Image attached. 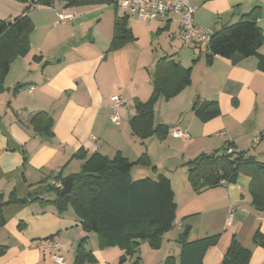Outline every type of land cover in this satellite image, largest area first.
Masks as SVG:
<instances>
[{"label": "crops", "instance_id": "1", "mask_svg": "<svg viewBox=\"0 0 264 264\" xmlns=\"http://www.w3.org/2000/svg\"><path fill=\"white\" fill-rule=\"evenodd\" d=\"M36 1L0 0V19L13 21L30 7L34 25L30 49L12 61L0 92V195L7 199L14 191L18 198H27L25 203L3 207L0 264H60L52 257L55 253L65 264H76L83 238L84 248L95 256L93 262L84 264H166L169 256L174 257V264H180L179 233L168 239L169 245L176 243L171 250L164 247L163 235L158 246L144 242L134 256L121 261L124 250L100 246L98 235L84 230L71 206L60 211L52 203L33 200V196L37 193L53 199L55 194L47 185L80 172L95 152L109 158L120 152L131 161L137 160L147 140L139 142L130 120L136 114V101L151 97L154 78L162 88L154 107L155 122L168 126L176 122V129L188 131L185 151L191 158L233 143L247 156L264 160V72L258 59L217 55L209 62L204 44L179 41L175 18L142 20L111 0L74 4L60 0L50 6L36 5ZM190 3L196 8V24L212 33L259 5L258 22L264 31V0ZM53 5L59 11L74 13V21L58 22ZM124 27L130 29L132 37L112 49L114 38ZM260 51L264 54V44ZM187 78L188 84L184 83ZM115 95L126 103L116 107ZM161 97L166 99L165 107L159 102ZM206 100H217L220 114L203 121L193 106ZM114 114H118V121L111 118ZM49 118L52 121L47 129ZM250 182L245 176L235 183L204 189L213 191L207 192L206 199L218 200L212 207L218 216L210 218L204 231L192 219H176L179 230L189 225L188 240L221 235L218 222L223 221L226 232L206 252L203 264H223L234 235L251 249L249 264H264V247L254 241L258 229L264 234V211L252 205ZM188 201L183 204V218L204 212ZM200 205H204L201 200ZM49 237L59 243L58 251L45 247Z\"/></svg>", "mask_w": 264, "mask_h": 264}, {"label": "trees", "instance_id": "2", "mask_svg": "<svg viewBox=\"0 0 264 264\" xmlns=\"http://www.w3.org/2000/svg\"><path fill=\"white\" fill-rule=\"evenodd\" d=\"M56 1L60 0H37L34 4L50 6ZM68 1L74 4L81 0ZM29 10L30 7L13 21L0 19V92L4 89L12 61L30 49V32L34 25ZM260 14L261 6L255 5L237 21L211 32L206 46L208 61L211 62L217 55L226 58L255 56L259 69L264 72V54L260 51L264 44V31L258 22ZM131 37L130 29L124 27L122 34L114 38L111 48L119 47ZM153 82L151 97L147 101H136V114L130 120L133 134L141 140L152 135L164 138L170 132L168 125L155 122L154 107L162 88L157 78ZM184 83L188 84L189 78ZM193 109L203 121L220 114L217 100H206L201 104L196 101ZM49 119L47 129H50L52 121ZM229 148H233L231 153H227ZM220 152L225 155L217 156ZM135 164H151V159L147 153H142L137 161H131L120 152L113 158L95 152L85 161L82 170L72 175L74 180L68 193L62 194V190L49 183L48 191L54 192L55 197L47 200L32 195L33 200L52 203L60 211L71 206L84 230L98 235L100 246H118L124 250L121 257L124 261L134 256L144 242L158 246L161 237L174 228L177 219L178 204L171 178L160 173L157 178L133 179L131 171ZM186 165L188 179L196 192L236 182L241 173L248 175L252 205L255 210L264 211V160L247 156L246 151L238 150L233 143H229L213 153L199 154L188 160ZM26 201L27 198H18L14 191L7 199L0 195V226L5 220L4 206ZM188 229L178 239L181 244L180 264H203L206 252L217 245L221 235L210 234L188 240ZM85 240L82 239L77 249L76 264L95 260L92 251L84 248ZM254 241L264 247V234L259 229L254 234ZM3 251L4 247L0 246V254ZM251 255V249L234 235L223 264H249ZM165 263L174 264V257H167Z\"/></svg>", "mask_w": 264, "mask_h": 264}, {"label": "rangeland", "instance_id": "3", "mask_svg": "<svg viewBox=\"0 0 264 264\" xmlns=\"http://www.w3.org/2000/svg\"><path fill=\"white\" fill-rule=\"evenodd\" d=\"M205 53L206 52H203V54ZM165 100L166 99L164 97H161V100L159 101L162 104V107H165L167 105V102ZM164 114L166 115L167 113ZM170 115L174 116L175 114L170 111ZM159 119H160V113L157 115L156 120L159 121ZM172 119H176V118L173 117ZM175 124L177 123L176 122L169 123V126L171 128L169 134L166 137L160 138L157 135H152L151 137H149V139H146L147 140L146 143H143V150L139 153V155L135 159L138 160L142 153H147L148 156L152 158L151 164H147V165L135 164L133 166L132 177L133 179H140L144 177L157 178L158 174L160 173H163L168 177H170L174 181V191H175L176 201L178 204L177 219L178 220L192 219V221L196 223L194 225L200 228V231L202 232L204 231L205 227L209 225L210 218H214L218 216V212L212 210V207H215L218 204V200L217 199L208 200L205 198V195L207 194L208 191H209L208 194L213 193V191L209 189L201 192H196L193 189L188 179V175H187L188 167L186 165V162L190 159H193L196 156H193L191 158L189 154L186 153L185 143L187 142V140L183 138L170 139L173 138L172 132L174 131V129L176 130ZM138 140L139 142H142L140 139ZM245 176L248 175L241 173L238 175L237 179L244 178ZM184 180L185 182L187 181L188 183H184ZM242 180L243 179H241V183ZM231 183H235V182H231ZM186 184H189V188H190L189 192L186 191ZM35 195H39V194L35 193ZM249 197L251 199L252 197L251 192L249 194ZM187 199L189 200L188 201L189 203L191 202L193 205L199 206L200 208L204 209V212L191 216L189 218H183L184 215L183 204ZM200 200L203 202L204 204L203 206L200 205ZM198 222L199 224H197ZM188 227L189 225L187 224L179 230L176 226H174L173 229L166 232L168 234L165 233L166 235L164 234L163 236L164 245H165L164 247L170 250L173 249L176 246V243H174V241L171 240L172 243L169 245L168 239L170 238L174 239L177 233H179L177 237H180V235L183 232H185ZM218 227H219L218 233H221V237H222L223 234L226 232L223 221L218 222Z\"/></svg>", "mask_w": 264, "mask_h": 264}, {"label": "built area", "instance_id": "4", "mask_svg": "<svg viewBox=\"0 0 264 264\" xmlns=\"http://www.w3.org/2000/svg\"><path fill=\"white\" fill-rule=\"evenodd\" d=\"M116 5L123 7L128 12L135 14L142 20H155L164 22L169 19L175 18L179 24L178 38L183 44H204L207 46L210 33L205 28L196 24L194 15L196 8L190 3V0H111ZM53 7L58 10V22L66 24L74 21L75 14L71 12L59 11L57 6ZM33 88H31L32 90ZM115 106L118 107L126 103V99L121 98L119 95L112 97ZM113 120L118 121V114H114L111 117ZM175 137L183 138L185 140L190 139V134L186 130L176 129L172 132ZM258 138L255 139V142ZM233 148H229L227 153H231ZM53 185L56 188L62 190L64 188V182L61 180H55ZM229 217V221H230ZM175 225L180 223L175 221ZM45 247L53 248L58 251L59 243L48 239L44 241ZM53 259L60 263L65 264L64 259L55 253L52 255Z\"/></svg>", "mask_w": 264, "mask_h": 264}, {"label": "water", "instance_id": "5", "mask_svg": "<svg viewBox=\"0 0 264 264\" xmlns=\"http://www.w3.org/2000/svg\"><path fill=\"white\" fill-rule=\"evenodd\" d=\"M219 155H225V153L224 152H220V153L217 154V156H219ZM73 180H74L73 176H70L64 181V188L61 191L62 194L68 193L71 190L72 184H73Z\"/></svg>", "mask_w": 264, "mask_h": 264}]
</instances>
